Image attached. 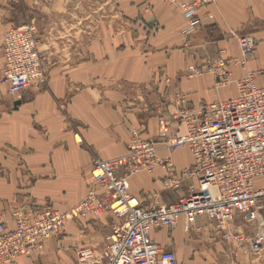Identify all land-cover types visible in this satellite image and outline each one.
<instances>
[{
    "label": "built area",
    "instance_id": "built-area-1",
    "mask_svg": "<svg viewBox=\"0 0 264 264\" xmlns=\"http://www.w3.org/2000/svg\"><path fill=\"white\" fill-rule=\"evenodd\" d=\"M159 1L174 6L185 19L181 34L184 47L190 48L191 37L202 23L200 12L216 0ZM203 15L213 18L207 11ZM237 42L239 58L218 57L211 65L188 67V78L212 73L217 88L233 84L236 95L197 107L181 95L174 119L184 128L183 135L165 129L155 140L134 133L127 153L93 161L92 186L67 211L51 206L0 208V264L14 263L44 241L60 238L67 223L103 212L115 220L106 244L99 252L77 249L73 264H177L175 253L156 243L151 233L172 232L180 225L186 233L201 231L203 222L221 231L224 240L234 238L264 257V86L256 84L260 73L246 69L255 52L254 38L240 36ZM1 58L0 80L13 99L20 100L28 89L45 84L43 57L29 25L6 30ZM234 66L243 69L241 77L233 78L230 67ZM182 148L189 150L191 164L177 172L171 155ZM161 150L167 155L161 157ZM156 168L165 173L163 188H182L183 195L170 204L143 206L130 192L129 178ZM236 222L253 227L249 238L236 230Z\"/></svg>",
    "mask_w": 264,
    "mask_h": 264
},
{
    "label": "crops",
    "instance_id": "crops-1",
    "mask_svg": "<svg viewBox=\"0 0 264 264\" xmlns=\"http://www.w3.org/2000/svg\"><path fill=\"white\" fill-rule=\"evenodd\" d=\"M13 1L0 0V46L6 23L4 8ZM131 2L132 0H129L126 4V14L130 16L128 18L132 21L131 24L138 31L136 34L133 33L132 37H128L130 42H126V80L136 84L143 83L152 75L155 77L152 87L149 88L150 106L140 117V122L146 127L143 133L145 137L156 140L165 129L174 135H183L182 125L175 126L173 123L174 116L179 112L181 95H185L187 102L193 107L217 99L235 97L236 89L233 84L217 88L216 78L209 72L188 78V67L211 65V60L215 57L239 58L237 42L239 36L250 35L254 38L255 52L246 69L260 73L256 84L264 86V0H216L213 5L200 12L202 23L195 29L188 49L184 48L186 39L181 34L186 22L174 6L161 3L159 0ZM204 11L212 15V20L203 15ZM231 31L237 36L227 37ZM124 40H127V35ZM116 55L118 54L115 51L113 53L108 51L106 59L113 63ZM0 59L1 63L2 58ZM230 68L233 78L243 75L241 67ZM99 70L96 64L84 63L77 66L73 72L66 73L78 74L77 79L75 76L69 81L50 80L45 89L27 90L20 100L12 97L0 99V149H11L12 153H16L18 149H30L31 152L29 151L24 161L26 176L23 179L26 180V185L34 181L33 188L28 190L37 201L47 198L56 203L61 202L59 207L64 210L77 202L70 197L71 191H77L79 194L81 175L89 171L88 158L81 149L89 146L103 159L121 156L126 151L128 139L126 123L132 121V117L128 109L124 108L126 112L123 110V102L119 106L121 97L108 87L107 82L96 80L98 84L95 83V86L98 85V91L95 92L92 84L81 81L85 72L97 74L100 73ZM92 91L96 93L95 98L91 96ZM56 100L67 102L69 113L77 121L78 132L75 133L82 137L84 146L74 141V134L58 114ZM17 102L19 104L16 105ZM158 154L161 157L167 155L164 150ZM11 160L14 166L15 163L13 159ZM171 161L177 172L189 166L191 164L189 150L182 148L173 152ZM17 168L16 162V170L19 171ZM16 170L15 168L11 170L12 178L10 183L6 184L13 186L18 181L20 176ZM39 175L44 177L40 183L36 178ZM164 177L165 173L160 168H156L150 174L139 173L132 176L129 178L130 192L143 206L173 203L183 195V189L175 191L164 189ZM4 185L2 178L0 199L8 197L10 193L9 190H3ZM38 186H42V190L38 189ZM86 192L83 194L81 191L79 197L82 194L86 195ZM107 221L111 228L115 220L109 212H103L95 218L82 219L78 221L79 224L69 222L65 226V235L62 239L51 238L44 241L28 256L19 257L11 264H72L76 248L96 245L102 241L98 234L100 227ZM181 231L184 230L180 225L172 232L166 229L153 231L151 236L160 246L175 253L177 264H198L179 251L182 243ZM242 247L247 248L244 243L232 242V250L244 251ZM228 250L222 249L227 259ZM236 256L237 262L244 259L240 253H236ZM261 262L264 264V257Z\"/></svg>",
    "mask_w": 264,
    "mask_h": 264
},
{
    "label": "rangeland",
    "instance_id": "rangeland-1",
    "mask_svg": "<svg viewBox=\"0 0 264 264\" xmlns=\"http://www.w3.org/2000/svg\"><path fill=\"white\" fill-rule=\"evenodd\" d=\"M128 1L129 0H14L8 7L4 8L3 12L6 17L4 34L11 26L29 25L30 28L34 30L38 42V50L43 57V70L46 77L45 84L30 88L28 91L45 89L50 80L61 82L64 79L65 81H69L75 76L77 79L78 74H72L77 66L84 63L89 65L96 64L100 69V73L85 72V74H82L83 79H81V81L90 83V85L92 84L91 87L95 92L98 91V85L95 86V83L98 84L96 80H102L104 83L107 82L108 87L113 89L115 94L121 97L119 106H121L123 102V110L125 111V109H128L131 113L132 118H130L132 121L129 120L126 123L128 139L125 153H127L135 137L134 133H138L139 136L141 135V137L145 139H150L143 135L146 127L144 123L140 122V117L142 113L148 111L150 106L149 96L151 90L149 88L152 87L155 78L154 75H152L143 83L136 84L131 83L130 80H126V42H130L128 41V37H132L133 33L136 34L138 31L135 26L131 24L132 21L128 18L130 16L126 14V4ZM133 1L134 0H132L131 3H135ZM126 35L127 40L123 41ZM236 36L237 35L233 31L227 35V37ZM108 51L109 53L115 51L118 54L113 63L109 62L108 58L106 59V53H108ZM217 58H213L211 62L213 63ZM1 63L0 75L2 69ZM68 71L72 72L66 74ZM93 91L91 92V96L95 98L96 93ZM114 91L111 92L113 93ZM8 97L10 96L7 92V87L0 80V99L2 100L3 98V100H6ZM55 102L59 116L63 122L67 123L68 129L74 134V141L76 142L75 139L78 138L77 140H80L81 145L84 146L82 137L78 135L79 133H75L78 132L77 121H75L71 113H69L67 102L62 100H56ZM5 109L4 107L3 113L6 112ZM173 123L175 126L178 125L177 120L174 118ZM168 124L170 123L168 122ZM81 150L85 152L88 158L89 171L83 174L84 177L81 175L82 182L80 183L79 194L77 191H71L70 197L73 201L76 200V203L85 197L83 194L86 192V189L92 186V179L90 181V178L93 161L96 159L104 160L95 149L89 146ZM0 151V179L3 178V183H5L3 190H9L10 193L8 197H11L1 198L0 208L8 211L17 206H51L56 209L64 210L59 207L61 202L56 203L47 198L37 201L35 196H31L28 189L33 188L34 181H31L30 185H26V180L23 179V177L26 176V174H24L26 170L24 161L30 149H18L16 153H12L11 149H0ZM11 159H13V163H15L14 166L11 164ZM16 162L19 171L16 170ZM14 168L21 178L19 177L20 179L18 178V181L11 186L6 183H10L12 178L11 170ZM36 178L38 183L44 179L42 175ZM38 189L42 190V186H38ZM81 191H83V194L79 197ZM76 203L70 205L64 211H67ZM78 221L74 223L79 224ZM235 224L238 227L236 230L241 233L244 239L251 236L253 229L251 225L242 222H236ZM87 225H90L92 228L94 227L91 224ZM103 225L104 226L100 227V231L98 230L100 232L98 236L103 242L101 241L96 245L76 248L75 259L77 249L90 248L99 252L100 249L104 247L110 233V224L107 221V223ZM202 226L203 228L201 231H192L188 233L181 231L182 243L179 251L183 253L185 257L189 256L188 258L190 260L194 259L198 264H254V261L256 264H262L261 261L263 256L255 255L247 248L243 247L244 251H239L238 249H236V251L232 250V242H236L234 238L224 240V235L221 234V231L214 229L210 223L203 222ZM64 235L65 230L58 239H62ZM223 248L229 249L227 252L228 259L226 253L222 251ZM236 253L242 254L244 259H239L237 262L235 260L237 258ZM232 261L234 262L232 263ZM251 261L253 262L251 263Z\"/></svg>",
    "mask_w": 264,
    "mask_h": 264
},
{
    "label": "bare ground",
    "instance_id": "bare-ground-1",
    "mask_svg": "<svg viewBox=\"0 0 264 264\" xmlns=\"http://www.w3.org/2000/svg\"><path fill=\"white\" fill-rule=\"evenodd\" d=\"M76 141H78V140L76 139ZM133 204H134V202H131V203H130V205H133ZM114 207L116 208V206H114ZM118 210L120 211L121 208H119Z\"/></svg>",
    "mask_w": 264,
    "mask_h": 264
},
{
    "label": "water",
    "instance_id": "water-1",
    "mask_svg": "<svg viewBox=\"0 0 264 264\" xmlns=\"http://www.w3.org/2000/svg\"><path fill=\"white\" fill-rule=\"evenodd\" d=\"M19 104V102L16 103V105Z\"/></svg>",
    "mask_w": 264,
    "mask_h": 264
}]
</instances>
